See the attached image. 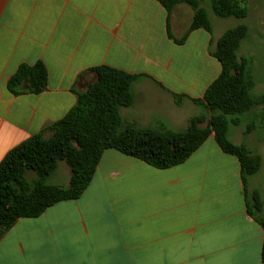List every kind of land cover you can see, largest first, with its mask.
Masks as SVG:
<instances>
[{
    "label": "crops",
    "instance_id": "1",
    "mask_svg": "<svg viewBox=\"0 0 264 264\" xmlns=\"http://www.w3.org/2000/svg\"><path fill=\"white\" fill-rule=\"evenodd\" d=\"M193 12L182 0L169 9L159 0H0V160L63 117L99 65L136 75L133 103L120 108L123 125L184 129L199 113L191 98L220 73L209 50L227 29L225 19L210 18L211 32L195 28L177 42ZM37 61L47 70L45 90L13 94L10 76ZM173 93L185 95L180 104ZM56 170L67 185V165ZM252 181L245 191L237 157L212 134L166 168L107 148L78 198L8 228L0 264H262L263 230L246 208L247 193L258 191Z\"/></svg>",
    "mask_w": 264,
    "mask_h": 264
},
{
    "label": "trees",
    "instance_id": "2",
    "mask_svg": "<svg viewBox=\"0 0 264 264\" xmlns=\"http://www.w3.org/2000/svg\"><path fill=\"white\" fill-rule=\"evenodd\" d=\"M178 0H159L169 9ZM193 8L187 31L176 41L182 43L195 28L211 32V20L199 0H182ZM248 0H211L214 15L221 18H245ZM248 34L239 23L226 29L209 52L220 63L219 75L206 87L201 98L191 101L201 111L189 117L182 130L167 127L139 128L123 125L120 108L133 103L131 82L136 75L107 65L92 67L95 80L84 90L75 92L74 105L60 119L10 148L0 160V237L20 217H37L58 201L76 199L89 184L102 152L114 148L156 168L183 162L210 134L225 153L237 157L245 191L250 177L261 168L262 157L244 142L230 139L229 126L240 125L243 116L255 107L264 108V94L254 95L253 81L247 71L250 61L238 51ZM47 85V70L41 61L21 63L7 81L13 94L40 93ZM183 94L173 93L176 104ZM253 122L243 134L253 131ZM44 132H49L48 136ZM63 161L69 168L68 183L60 186L47 179ZM34 173L28 178L27 172ZM247 213L263 230L261 261L264 264V218L255 215L262 210L258 191L247 193Z\"/></svg>",
    "mask_w": 264,
    "mask_h": 264
},
{
    "label": "rangeland",
    "instance_id": "3",
    "mask_svg": "<svg viewBox=\"0 0 264 264\" xmlns=\"http://www.w3.org/2000/svg\"><path fill=\"white\" fill-rule=\"evenodd\" d=\"M247 6L249 13L245 19L235 17L223 18L225 20H223L222 28L228 29L239 23H243L248 27V34L241 43L238 55L250 59L247 71L250 78L256 82V87L252 92L254 95H260L264 94V0H248ZM205 9L213 21L220 19L214 15L210 4H207ZM210 26L212 27V22ZM198 111H201L200 107H198ZM251 122H253L255 128L249 134L250 137L247 138V136H244L243 131L247 124ZM229 133L233 134L237 141L242 137V139L247 141V146L255 152L258 151L256 149L262 146L260 149H262L264 155V108H253L248 114L243 116L240 125L229 126ZM27 176L28 178H33L34 173L28 171ZM252 179L251 185L258 190L263 201L262 210H254V213L256 216L264 218V161L258 173L252 176ZM47 181L60 186H65L67 182L66 176L62 175L60 170L52 173Z\"/></svg>",
    "mask_w": 264,
    "mask_h": 264
}]
</instances>
